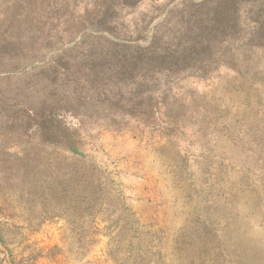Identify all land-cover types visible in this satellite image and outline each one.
Segmentation results:
<instances>
[{"label":"rangeland","instance_id":"1","mask_svg":"<svg viewBox=\"0 0 264 264\" xmlns=\"http://www.w3.org/2000/svg\"><path fill=\"white\" fill-rule=\"evenodd\" d=\"M264 260V0H0V264Z\"/></svg>","mask_w":264,"mask_h":264},{"label":"crops","instance_id":"2","mask_svg":"<svg viewBox=\"0 0 264 264\" xmlns=\"http://www.w3.org/2000/svg\"><path fill=\"white\" fill-rule=\"evenodd\" d=\"M251 264V263H250ZM252 264H254V263H252ZM256 264H264V260L263 261H259L258 263H256Z\"/></svg>","mask_w":264,"mask_h":264}]
</instances>
